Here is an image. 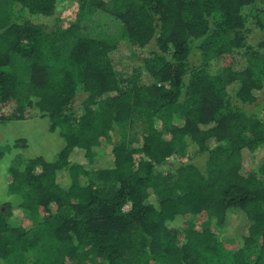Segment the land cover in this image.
<instances>
[{
    "label": "trees",
    "instance_id": "trees-1",
    "mask_svg": "<svg viewBox=\"0 0 264 264\" xmlns=\"http://www.w3.org/2000/svg\"><path fill=\"white\" fill-rule=\"evenodd\" d=\"M55 1L0 0V122L47 119L63 144L9 164L0 264H205L227 242L226 264H264V37L242 16L263 34L264 0H72L47 31ZM97 11L119 37L83 33Z\"/></svg>",
    "mask_w": 264,
    "mask_h": 264
},
{
    "label": "rangeland",
    "instance_id": "rangeland-1",
    "mask_svg": "<svg viewBox=\"0 0 264 264\" xmlns=\"http://www.w3.org/2000/svg\"><path fill=\"white\" fill-rule=\"evenodd\" d=\"M56 11L53 17L46 19L47 24L46 29L50 31L55 29V26L67 27L72 23L76 17L77 8L76 4L72 0H56ZM242 16L245 21V30L247 44L253 49H257V42L264 37V33L255 32L252 30L254 28V21L249 16V10L245 9L242 12ZM81 28L83 33L91 37H108L117 38L122 32L121 26L118 22L113 20L109 15L103 12H94L89 15L88 19H85L81 23ZM151 48L148 49H135L133 54L137 59H141L148 54ZM83 98L81 93L77 94L76 104ZM259 103L261 106H264V90L262 96L260 97ZM260 106V107H261ZM0 114H2L0 112ZM177 120L176 123H178ZM47 119H31L25 121H11L6 123L0 122V147H9L5 151L2 160L0 161V202L13 201L18 202L20 197L18 194H13L9 192V181L7 179L6 170L9 167V164L13 161L14 158L20 157V159H29L35 157H41L45 161H52L59 150L62 148V139L58 132H49ZM117 139V135H114ZM18 139H24L26 141V147L23 149L11 148L14 141ZM260 155V154H259ZM258 160V155H252L246 158L242 163V173L247 174L255 170V162ZM197 163H202V161L197 160ZM124 211L129 210V205H126L123 208ZM43 213L41 210L35 211L33 214L28 211H24L21 215V218L25 224V227L28 229L29 235L32 236L39 230L38 221L41 218ZM196 227H200L201 220L195 219L194 221ZM235 248L234 243L227 242L225 244V252L227 253L224 256L222 261L210 262L207 261L205 264H226L228 262V253ZM25 264H29L28 259L30 256L27 254L24 255Z\"/></svg>",
    "mask_w": 264,
    "mask_h": 264
}]
</instances>
